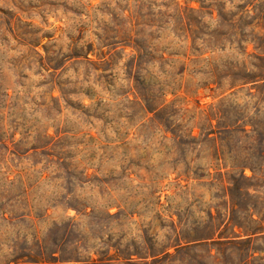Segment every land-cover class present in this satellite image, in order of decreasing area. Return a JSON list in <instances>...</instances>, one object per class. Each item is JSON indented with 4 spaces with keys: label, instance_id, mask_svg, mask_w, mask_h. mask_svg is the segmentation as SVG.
<instances>
[{
    "label": "rangeland",
    "instance_id": "1",
    "mask_svg": "<svg viewBox=\"0 0 264 264\" xmlns=\"http://www.w3.org/2000/svg\"><path fill=\"white\" fill-rule=\"evenodd\" d=\"M262 36L264 0H0V264H189L176 244L239 231L231 195L264 212V173L202 133L219 111L264 122V90L230 87Z\"/></svg>",
    "mask_w": 264,
    "mask_h": 264
},
{
    "label": "trees",
    "instance_id": "2",
    "mask_svg": "<svg viewBox=\"0 0 264 264\" xmlns=\"http://www.w3.org/2000/svg\"><path fill=\"white\" fill-rule=\"evenodd\" d=\"M245 13L250 16V11L248 9L245 10ZM243 13V14H245ZM257 24H260L258 22ZM106 32V31H105ZM105 36L108 33H104ZM137 34V32H136ZM250 36V35H247ZM255 36V35H253ZM99 40L103 37L98 36ZM258 38L257 40L251 39V42L255 44V53L259 58L264 57V37H253ZM104 42H109V37L103 38ZM129 44L138 51L139 54L134 55V62L132 65V69L140 67V52L143 50L141 45L137 41V37L133 39V36L130 34L128 38ZM124 42V43H123ZM126 40H122L114 43H106L112 49L118 45L126 46ZM93 44H89V50H91ZM247 47H245V52H247ZM105 56V55H103ZM69 57V56H66ZM74 57H83L84 61L87 64L93 66V68L97 71L101 70L100 64L94 62L88 55L79 53V55H73L70 58ZM40 64L46 69L49 70L53 68L55 71L58 70V65L52 66L50 62H47L48 66L44 64V58L40 57ZM69 59V58H68ZM102 70H106L102 68ZM259 71L249 77H237V75H233L232 78L234 81L230 83V87L235 86H244L251 84L250 89L252 88H261L264 90V66L258 69ZM146 101V100H145ZM146 112H152L147 105L144 108ZM260 111V110H259ZM219 123L218 130L215 128L209 129L206 132H202L207 139H213L214 142H221L223 145L225 143V151L220 150L219 146H216V154L218 159H224L227 155L235 159L234 166L240 169H244L245 167H250L253 170L258 171L261 175L264 173L263 166L255 167L254 160L262 159L264 161V122L252 121V119H246V117H238L236 120L230 121L228 117H226V113L223 111H219ZM249 126H251L249 128ZM192 136L193 129L188 133ZM213 135V137H211ZM237 156V157H236ZM258 178V175L255 176V179ZM228 182L230 185H235L234 178L228 177ZM232 189V186H230ZM254 193H253V192ZM232 194V193H231ZM247 195L258 196L259 195V186L253 183H250L246 190ZM232 209L229 220L227 224L233 225V228H238V232H233L232 234H225L224 232H220L218 235L216 233H212L205 237H201L195 239L194 241L188 240L186 244L182 245L180 243L175 245L176 255L178 256L180 253L190 254L194 253L197 255V258H194L190 261L189 264H208L209 259L212 264H226L225 261V253L226 252H238V253H246V257L240 260L241 264H251L257 258L262 260L264 256L257 255L259 252V247H257V242L264 240V212L258 207V205L253 204L247 212L246 221H242L237 217L238 211V203L234 199V195L232 197ZM239 208L245 209L239 205ZM164 253L163 257H159L160 254ZM162 253H152V261L162 262L164 259H168L172 256V253L164 251ZM205 254V256L203 255ZM149 257V254L144 256ZM88 264V263H86Z\"/></svg>",
    "mask_w": 264,
    "mask_h": 264
}]
</instances>
